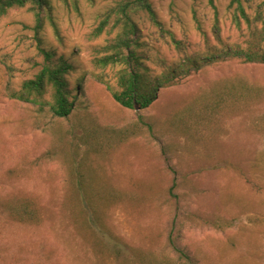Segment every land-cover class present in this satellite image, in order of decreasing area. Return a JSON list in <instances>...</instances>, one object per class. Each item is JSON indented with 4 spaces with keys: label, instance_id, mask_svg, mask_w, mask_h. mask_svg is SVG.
<instances>
[{
    "label": "rangeland",
    "instance_id": "rangeland-1",
    "mask_svg": "<svg viewBox=\"0 0 264 264\" xmlns=\"http://www.w3.org/2000/svg\"><path fill=\"white\" fill-rule=\"evenodd\" d=\"M119 1L50 0L38 30L27 7L0 15V264H264V95L207 126L178 115L229 79L264 87V64L213 62L149 107H123L108 88L121 66L95 63L118 29L96 31ZM148 1L163 29L145 11L133 21L152 73L219 45L209 0ZM213 2L221 39L241 41L230 0ZM46 53L73 67L67 118L50 111V88L17 96ZM86 189L98 191L99 220ZM109 189L113 199L100 198ZM27 199L34 219L13 212Z\"/></svg>",
    "mask_w": 264,
    "mask_h": 264
},
{
    "label": "trees",
    "instance_id": "trees-1",
    "mask_svg": "<svg viewBox=\"0 0 264 264\" xmlns=\"http://www.w3.org/2000/svg\"><path fill=\"white\" fill-rule=\"evenodd\" d=\"M215 13V25L219 45L211 47L204 55L187 57L174 63L171 67L160 74L152 73L145 60L149 59V54L141 42V31L133 15L138 11H145L150 20L163 29L162 23L148 0H120L115 7L106 13L97 33L101 32L111 21V28L118 29L117 35L108 41L103 47L104 55L95 58V63L105 67L108 65H119L121 68L117 72V87L108 86L112 97L116 102L126 108L145 109L149 107L157 98L162 87L171 85L178 80V77L191 74L193 71L204 68L213 62L226 60H238L244 64H264V0L258 1L255 5L245 4V0H230L229 7L232 8L231 21L241 32L242 40L233 43L224 42L219 33L218 13L213 0H209ZM27 7L35 16L36 30L43 24V14L49 11L50 0H0V15L5 14L11 8ZM248 7L251 12L248 11ZM173 42H179L171 34ZM48 55L49 63L44 65L31 79L23 82L18 98L32 101L42 98L48 88L51 89L52 102L50 111L58 118H67L73 109V101L70 99L71 90L67 75L73 68L63 57L52 61L53 54ZM234 79V78H233ZM264 95V87H257L246 82L229 79L224 86L218 90H211L192 99L190 107L185 111L181 110L178 115L180 119L189 117L198 121L201 126L217 122V118L222 115L225 107H240L243 103L254 101ZM197 106V111L195 110ZM237 106V107H236ZM201 123V124H200ZM198 126V125H197ZM125 135L129 131L124 132ZM100 143L103 142L104 135L99 133ZM99 143V142H98ZM96 146V144H95ZM101 147V145H100ZM79 183H87V176L79 172ZM253 185V183H251ZM98 192V191H97ZM96 191L89 189L79 193L87 197L91 213L97 220V204L92 201ZM114 190L102 192L100 198L113 199ZM23 208L13 210L17 214L28 218H35V210L31 207V199H27Z\"/></svg>",
    "mask_w": 264,
    "mask_h": 264
}]
</instances>
